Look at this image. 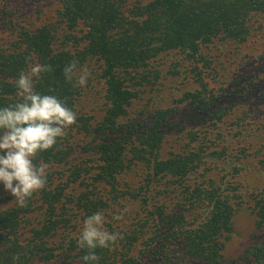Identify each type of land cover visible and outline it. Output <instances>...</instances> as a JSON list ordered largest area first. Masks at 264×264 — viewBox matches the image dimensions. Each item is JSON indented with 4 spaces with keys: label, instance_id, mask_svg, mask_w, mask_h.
Listing matches in <instances>:
<instances>
[{
    "label": "trees",
    "instance_id": "trees-1",
    "mask_svg": "<svg viewBox=\"0 0 264 264\" xmlns=\"http://www.w3.org/2000/svg\"><path fill=\"white\" fill-rule=\"evenodd\" d=\"M50 4L55 5H38L41 10L29 25V17H22L25 25L14 17L21 5L5 2L0 8V17L6 16L0 19V107L20 101L19 74L30 64H40L51 71L33 78L35 91L56 95L77 117L51 149L34 158L37 166H47L45 187L25 206L1 193V207L5 201L18 205L0 210V264H70L68 258L75 251L78 264H85L82 258L88 249L78 241L84 221L97 212L104 214L110 233L119 236L115 244L95 250L96 264H225L235 217L246 205L257 218L256 241L241 262L264 264V141H250L236 160L255 156L263 174L237 164L232 176L241 183L232 182L219 160L234 150V141L222 132L211 139L209 133L205 137L192 133L199 154L188 151V143L184 149L164 151L160 126L170 110L157 111L155 120L148 115L136 124L126 122L134 100L148 85L155 91L170 63L163 78L180 77L182 68L184 87H193L182 100H192L211 120H222L224 114L214 110V99L208 97L205 69L212 64L217 68L240 49L254 45L261 49L264 0H50ZM73 61L87 73L92 95L101 97V121L86 111V84L77 86L75 78H65V66ZM230 136L235 137L232 132ZM212 160L216 167L197 176ZM243 169L251 170L254 184L243 186ZM56 175L60 178L54 185ZM73 185L75 192H70ZM114 210L123 213L126 223L131 220L132 231L105 220Z\"/></svg>",
    "mask_w": 264,
    "mask_h": 264
},
{
    "label": "rangeland",
    "instance_id": "rangeland-1",
    "mask_svg": "<svg viewBox=\"0 0 264 264\" xmlns=\"http://www.w3.org/2000/svg\"><path fill=\"white\" fill-rule=\"evenodd\" d=\"M5 2L7 5H21L20 12L14 16L15 19H20L18 22L20 25L26 24L23 21L25 18L22 17H29V19L27 18V21H29L27 25L37 18L36 13L41 10L38 5H45V7L47 5H55L50 4V0H0V8ZM3 17H0V19L5 20L6 16ZM41 18H44V14H42ZM9 31L5 28L4 32L9 33ZM256 46L259 45H254L252 49H236L238 52L235 51L228 57L226 56L223 64L219 66L215 65L217 68H214L212 64L209 69H205V75L207 77L204 79V84H206L207 94L209 98L213 97L214 99V110L220 114H224L222 120L218 121L217 117H215V120H211L207 114L202 113L198 107L196 108L192 100H182L184 99L186 90L191 91L193 87H184L183 79L186 75L183 74L184 70L182 68L180 69V77L170 75L166 79L163 78L166 75V71L170 69L172 64L170 63L168 67H165L166 69L163 72L162 78L158 80L155 91H151V87L148 85L144 93L141 94V97L134 100L133 105L129 108V115L127 116V119L130 121L126 119V122L132 121L136 124L139 118L145 119L148 115H151L155 120V113L157 111L170 110L167 118L160 126L164 141V151L184 149L188 143L187 150L199 154L198 143H193L191 140L192 133L197 131L199 134L202 133L204 137L209 133L211 136L209 138L211 139L222 132L224 134L223 137L234 141V150H229L224 154V156H227L226 159L219 160V167H226V173L230 176L231 181L240 182L238 178L234 179L232 176L234 173L233 169L237 164L244 167L250 165L254 168V172L256 169H260L263 174L258 158L255 156L244 158L243 162H236L237 157L243 156L246 153L240 148L248 146L250 141H264V81L257 79V75H259L264 80V58L261 57L259 59L261 55H264V44L260 46V50L256 49ZM235 48L230 47L232 50H235ZM214 52L217 51L214 50ZM221 72L224 77H222ZM96 88H99V86ZM84 91L86 93L85 102L88 103L86 111L90 116L99 115V120L101 121L104 112L102 109L99 110L98 105L102 100L101 97L98 99L95 95H92L94 88L90 85L88 79L86 80V88ZM142 112L144 113L140 114ZM258 127H263L261 128L263 129L262 132H259L260 137L257 136ZM230 132L235 137L230 136ZM240 133L242 135L238 136ZM119 137L117 135L116 139ZM204 143H208V139H205ZM229 156L231 163H228ZM215 167L216 165L212 160L208 164H205L202 169H199L197 176L199 174L204 176ZM242 175L244 176L242 180L243 186L254 184L252 182L254 178L253 173L250 169H243ZM59 178L60 175L55 176L54 185H56ZM235 185L238 184L235 183ZM74 186H71L70 192H75ZM1 193H5L7 196L10 195L5 191L2 184H0V196ZM16 203V201H5L2 203L3 206H0V210L6 209L7 207L10 208L13 204L18 205ZM246 207L248 206L241 207L240 212L235 217L232 239L226 243V250L224 252L226 256L225 264H242L241 256L244 254V251L256 241L253 233L256 231L257 218L252 210ZM114 211L115 213L109 217H105V220L110 221L109 224H113L115 227L119 226L121 230L132 231L134 227L131 225V220H128V223H126L123 221V218L119 220L114 219L116 216L123 217V213L118 214L117 210ZM104 227L110 232L107 225H104ZM58 239L60 238L58 237ZM54 240L58 241L57 237ZM170 246L175 248L173 244H170ZM77 253L78 251L72 252L70 258H68L70 264L79 263V259L76 257ZM158 260H162V258ZM53 262L54 264H68L62 263L61 261ZM156 262L159 263L162 261ZM31 263L45 264L42 261H34Z\"/></svg>",
    "mask_w": 264,
    "mask_h": 264
},
{
    "label": "clouds",
    "instance_id": "clouds-1",
    "mask_svg": "<svg viewBox=\"0 0 264 264\" xmlns=\"http://www.w3.org/2000/svg\"><path fill=\"white\" fill-rule=\"evenodd\" d=\"M48 71H51L50 66L30 64L29 70L21 72L16 80L20 101L0 107V184L20 206H25L26 200L43 189L47 182V166H37L34 158L51 149L77 118L56 95L35 91L33 78ZM64 74L68 81L75 78L77 86L86 84L87 73L80 72L75 61L65 66ZM118 236L105 229L102 212L89 216L78 241L81 248L88 249V254L82 258L85 264H96L99 257L95 250L115 244Z\"/></svg>",
    "mask_w": 264,
    "mask_h": 264
}]
</instances>
